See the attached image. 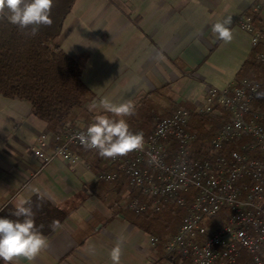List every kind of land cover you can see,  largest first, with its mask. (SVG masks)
Returning <instances> with one entry per match:
<instances>
[{"label":"crops","instance_id":"0c3cea01","mask_svg":"<svg viewBox=\"0 0 264 264\" xmlns=\"http://www.w3.org/2000/svg\"><path fill=\"white\" fill-rule=\"evenodd\" d=\"M253 1L74 0L56 41L70 55L87 56L82 80L97 103L105 96L118 103L175 92L172 104L195 106L209 85L220 89L237 78H260L250 65L263 47L253 48L249 34L237 25L238 15ZM227 17L231 42L211 31ZM254 18L263 27L264 11ZM42 132H47L46 124L28 103L0 97V208L6 202L16 206L35 193L57 206L78 192L85 199L60 228L44 235L47 245L32 261L18 257L12 264H112L109 253L121 237L120 264H149L144 255L152 249L145 232L111 212L94 208L88 214L93 199L100 201L97 191L85 188L95 184L91 158L79 155L81 161L72 166L61 159L42 166L32 150ZM86 233L85 240L73 238Z\"/></svg>","mask_w":264,"mask_h":264},{"label":"built area","instance_id":"2783aa9c","mask_svg":"<svg viewBox=\"0 0 264 264\" xmlns=\"http://www.w3.org/2000/svg\"><path fill=\"white\" fill-rule=\"evenodd\" d=\"M263 11L264 0H254L249 10L237 17V25L249 34L251 46L263 47L255 52L258 64H264V25L257 27L254 15ZM261 88L262 83L256 78H241L220 89L206 87L203 99L195 104L196 112L223 113L226 119L209 139L205 156L190 157L196 136L187 131L190 112L178 107L168 116L153 117L150 133L143 135L142 150L109 158V170L95 173L94 181L111 182L117 171L123 172L129 190L139 191L149 199V206L137 198L130 199L129 209L135 213L148 209L158 212L167 203L185 209L177 232L163 243L162 255L149 264H237L242 252L251 255L246 264H264V96L258 95ZM76 125L67 127L61 137L48 132L39 136L33 154L42 166L55 158L71 165L81 161L73 148H86L75 137L86 132L88 126ZM61 149L63 155L59 156ZM192 188L195 192L191 199L185 198L183 193ZM219 213L222 218L218 222L212 220ZM148 241L156 247L159 239L150 235Z\"/></svg>","mask_w":264,"mask_h":264},{"label":"trees","instance_id":"16d2710c","mask_svg":"<svg viewBox=\"0 0 264 264\" xmlns=\"http://www.w3.org/2000/svg\"><path fill=\"white\" fill-rule=\"evenodd\" d=\"M73 2L74 0H53L50 13L52 24L40 26L35 36L26 34L30 32V28L21 30L18 26L9 23L6 18L0 17V97L28 103L31 113L45 122L47 131L57 137H61L67 127L74 126L78 117L84 118L85 125L89 126L90 122H94L96 115L111 116L103 109L97 108L93 111L88 109V105L96 101V95L82 80L87 56L70 55L56 41ZM262 66L263 64H258L256 61L250 65L259 73H262ZM242 71H239V77ZM148 94L134 100L133 115L123 117L130 131L140 132L143 135H148L151 131V117L156 110L153 103H149ZM177 104L190 112L187 131L196 136L190 157L201 158L207 154L209 149L207 143L213 132L222 125L226 115L223 113L201 115L190 103ZM73 151L77 155L90 157L91 168L96 173L110 168L109 158L100 157L97 150L73 148ZM106 182L98 180L93 185H85V188L89 193H94L96 187ZM111 182L116 195H121L126 189L128 192L127 205L121 207L115 199L112 206H116V209L111 215L127 220L147 234L164 237V231L176 217V210L181 213V217L185 213L183 207L173 203L165 204L158 212L148 209L142 213H135L128 209L129 200L137 198L149 206V199L139 191L129 190L126 175L120 170L117 171L115 180ZM84 199L85 194L78 192L73 199L66 201L62 206L53 205L39 193L31 195L27 200L31 202L37 227L42 226L41 232L47 236L53 232L50 228L52 221L58 220L62 223ZM15 209L16 206L6 202L0 208V218L18 219L14 215ZM177 228L170 234L171 236L175 234ZM161 240L164 243L167 239ZM0 264H4V261L0 260Z\"/></svg>","mask_w":264,"mask_h":264},{"label":"clouds","instance_id":"9594fccd","mask_svg":"<svg viewBox=\"0 0 264 264\" xmlns=\"http://www.w3.org/2000/svg\"><path fill=\"white\" fill-rule=\"evenodd\" d=\"M52 7L53 0H0V17L6 18L21 30L30 28V32L26 34L35 36L40 26H51ZM231 22V17H227L212 25L211 31L218 35L220 40L231 42L233 33L228 26ZM97 108L103 109L111 116L96 115L86 132H81L75 137L83 147L97 150L102 158L125 156L144 148L143 133H132L123 118L134 114L135 107L131 100L117 103L105 96L98 103L93 101L88 105L89 111ZM57 154L62 156L63 150H58ZM14 215L18 219L0 218V260L4 261V264H12L18 257L32 261L47 245L46 237L41 232L42 226L36 225L29 200H20ZM60 227L58 220H53L50 225L53 231ZM123 246L124 240L121 237L110 250L112 264H120Z\"/></svg>","mask_w":264,"mask_h":264},{"label":"rangeland","instance_id":"374dc122","mask_svg":"<svg viewBox=\"0 0 264 264\" xmlns=\"http://www.w3.org/2000/svg\"><path fill=\"white\" fill-rule=\"evenodd\" d=\"M261 71H262V73L259 74V76H260L259 80L262 83V88H261V90H260V92H259L258 95H260V96L263 95L264 96V64H263V66L261 68ZM238 79L239 78H237V80ZM175 94H176L175 92L174 93H171V92L170 93L169 92H162V93H159V95L158 94L157 95L154 94L152 96V98H148V99H150L149 100V103H151V104L153 103V105L156 108V110H154V114L152 115V117L154 115H159L161 117L168 116V115H170L172 113L173 110H175L176 108H178L179 107L178 104H176V103L172 104V99L171 98H173V97L175 98ZM98 109H101V108H98ZM164 112H166V113L164 114ZM152 117H151V126H152ZM76 119H77L76 120V123H77L76 126L77 127H85L86 126L85 125L84 118L78 117ZM89 124H91V122ZM41 134H39V136ZM39 136L37 137V140L35 142L36 144L32 148V150L39 145V143H38ZM51 136L57 137V136H54V135H51ZM51 136H50L49 141H50V146H53L54 145L53 144V138ZM55 159H61V158H55ZM61 160L64 161L63 159H61ZM64 162L67 165L72 166L67 161H64ZM95 191L98 192V194H99V197L98 198L100 199V201L96 200V198L93 199V204H89V206H88V209H87L88 214L89 213L91 214L92 213V210L94 208L95 209H98V210H100V211H102V212H104L106 214L112 212L113 210L116 209V206H112L113 205L112 203H113V201L115 199L118 201L119 206L123 207V206H126L127 205V203H126V198L128 196L127 189L124 190L121 193V195L118 196L115 193V188L113 187V182H110V183H108V182L101 183L98 187L95 188ZM194 192H195V190L193 188L192 189H189L186 193H183V196L185 198H187V199H191V197L193 196ZM128 209H129V206H128ZM176 211H177L176 212V217L174 219H172V221L170 222L169 228L166 231H164V233H163L164 237L163 236L157 237L159 239V242L157 243L156 247H154L153 245H151L150 242L148 241V245L152 249V251L149 252V253H147L146 256L144 255V257L146 258V260L148 262L149 261H152V260L156 261V259L159 258L162 255L163 243H162V240L161 239L162 238L169 239L170 237H172L170 234L177 228V226L179 228L180 223H181L182 218H183V216H184L185 213H183V215L181 217V213L178 212V210H176ZM93 215H95V213H93ZM221 218H222V215L219 213V214H216L212 220L218 222ZM178 228H177V230H178ZM136 230H139V229L136 227ZM177 230H176V232H177ZM92 233H94L93 235L96 236L95 235V232H92ZM150 235L151 234H147L148 238H149ZM87 237H89V233L88 234L86 233V235H76V234L73 235V238H75L76 241H78L80 239L85 240ZM155 252L157 253V255H156ZM156 256H157V258H156ZM250 260H251V255H248V254L242 252L240 254V256L237 258V264H246Z\"/></svg>","mask_w":264,"mask_h":264}]
</instances>
